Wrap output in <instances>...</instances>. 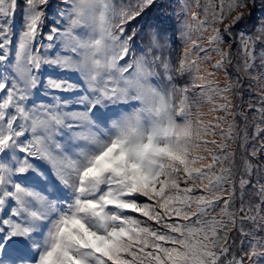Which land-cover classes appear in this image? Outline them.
Listing matches in <instances>:
<instances>
[{"label": "snow or ice", "instance_id": "6c2138e0", "mask_svg": "<svg viewBox=\"0 0 264 264\" xmlns=\"http://www.w3.org/2000/svg\"><path fill=\"white\" fill-rule=\"evenodd\" d=\"M0 264H264V0H0Z\"/></svg>", "mask_w": 264, "mask_h": 264}]
</instances>
